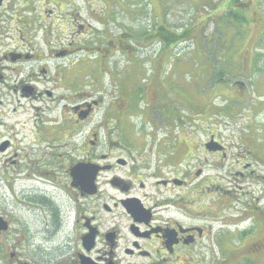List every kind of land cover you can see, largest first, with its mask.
Here are the masks:
<instances>
[{"label": "flooded vegetation", "instance_id": "flooded-vegetation-1", "mask_svg": "<svg viewBox=\"0 0 264 264\" xmlns=\"http://www.w3.org/2000/svg\"><path fill=\"white\" fill-rule=\"evenodd\" d=\"M78 1L0 0L3 264H264V142L210 135L204 157L223 174L207 176L194 141L177 140L171 127L150 128L165 140L138 136L134 85L107 69L118 83L113 125L87 131L101 99L73 91L82 74L105 70L116 54L128 59L146 40L162 43L155 34L164 29L137 37L120 29L111 4L87 11ZM92 72L97 82L101 70ZM150 92L142 110L166 107L155 91L147 108ZM166 115L183 131L180 114ZM15 183L12 223L4 193Z\"/></svg>", "mask_w": 264, "mask_h": 264}, {"label": "rangeland", "instance_id": "rangeland-1", "mask_svg": "<svg viewBox=\"0 0 264 264\" xmlns=\"http://www.w3.org/2000/svg\"><path fill=\"white\" fill-rule=\"evenodd\" d=\"M78 4L87 11L100 12H106L111 4L113 13L118 16L116 21L123 27L120 29L137 37L153 33L156 26H162L177 34L188 32L189 39L165 46L154 39L146 40L142 43L146 47H137L128 59L121 53L116 54L109 65L103 64L105 70L89 65L88 79L82 74L81 86L73 87V91L80 89L101 99L87 131L98 122L110 123L114 118V113L107 114V110L113 109L114 98H118V83L112 80L115 74L118 79L125 76L134 85L136 111L131 125H136L138 136L144 135L149 141L152 125L158 129L171 127L172 136L177 140L194 141L197 160L204 165L200 168L207 176L223 174L211 170L215 167L212 161L217 158L204 157L202 145L208 142L210 135L223 143L248 139L246 137L264 142V0H85L84 4L81 1ZM240 9L242 16L230 17V11L238 14L240 11L236 10ZM84 20L90 19L84 15ZM117 58L121 62L115 66L113 62ZM92 70H101L97 82ZM148 88L151 92L146 95V107L149 108L150 101L156 97L155 91L166 107L142 110L145 105L140 102ZM166 114H180L183 131L166 123L169 121ZM191 119L194 122L189 128ZM112 125L110 123L109 127ZM255 127L257 130L253 131ZM98 134L102 139V130ZM164 135L157 131L155 139L154 136L151 139L165 140ZM220 183L222 187L226 185L223 181ZM14 189L9 188L4 193L6 212L12 223L18 220L21 202L18 183ZM16 227L13 224V229ZM3 263L0 250V264Z\"/></svg>", "mask_w": 264, "mask_h": 264}, {"label": "trees", "instance_id": "trees-1", "mask_svg": "<svg viewBox=\"0 0 264 264\" xmlns=\"http://www.w3.org/2000/svg\"><path fill=\"white\" fill-rule=\"evenodd\" d=\"M232 1H234V0H231V2ZM236 11H240V13L236 14V13H234V11H232V12L230 11V13H229L230 17H232V18L239 17V15H241V12H243L241 9L236 10ZM240 19L241 18H238V20H240ZM187 33L188 32L184 31V32L177 34V33L170 32L168 30H163L162 32H156L155 37L160 39L162 41V44L165 46V45H170L172 43L182 41V39L184 41H188L189 39H188Z\"/></svg>", "mask_w": 264, "mask_h": 264}]
</instances>
